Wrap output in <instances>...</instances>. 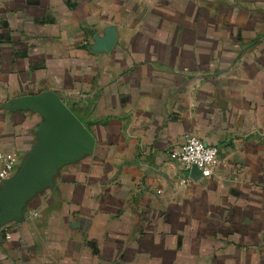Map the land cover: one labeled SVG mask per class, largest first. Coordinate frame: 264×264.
Here are the masks:
<instances>
[{
    "label": "crops",
    "instance_id": "obj_1",
    "mask_svg": "<svg viewBox=\"0 0 264 264\" xmlns=\"http://www.w3.org/2000/svg\"><path fill=\"white\" fill-rule=\"evenodd\" d=\"M0 150V264H264V0H0Z\"/></svg>",
    "mask_w": 264,
    "mask_h": 264
},
{
    "label": "built area",
    "instance_id": "obj_2",
    "mask_svg": "<svg viewBox=\"0 0 264 264\" xmlns=\"http://www.w3.org/2000/svg\"><path fill=\"white\" fill-rule=\"evenodd\" d=\"M169 158L183 170L196 167L203 177H209L217 163L218 148L204 143L196 135H188L182 145L169 152ZM18 155L0 150V182H3L14 170ZM185 182L186 179H182Z\"/></svg>",
    "mask_w": 264,
    "mask_h": 264
},
{
    "label": "water",
    "instance_id": "obj_3",
    "mask_svg": "<svg viewBox=\"0 0 264 264\" xmlns=\"http://www.w3.org/2000/svg\"><path fill=\"white\" fill-rule=\"evenodd\" d=\"M53 101L55 110L60 118V123L62 126L61 130L57 133V137L54 139V141H52L50 145L42 147L38 155L33 157V160L31 159L28 167L26 168L23 180H31L34 176H36L39 172L38 168L53 155L52 153L56 148L60 147L64 143H67L73 138L76 139L86 137L84 128L75 119V117L55 99ZM192 169H196L201 172L196 167H193Z\"/></svg>",
    "mask_w": 264,
    "mask_h": 264
}]
</instances>
